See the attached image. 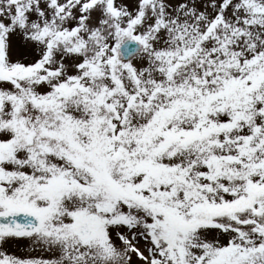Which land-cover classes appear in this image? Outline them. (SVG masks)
Returning <instances> with one entry per match:
<instances>
[{
    "label": "snow or ice",
    "instance_id": "6c2138e0",
    "mask_svg": "<svg viewBox=\"0 0 264 264\" xmlns=\"http://www.w3.org/2000/svg\"><path fill=\"white\" fill-rule=\"evenodd\" d=\"M0 264H264V0H0Z\"/></svg>",
    "mask_w": 264,
    "mask_h": 264
}]
</instances>
